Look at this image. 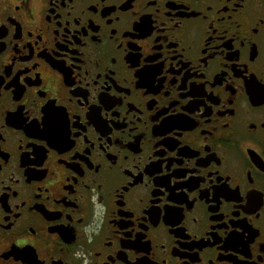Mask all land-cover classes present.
<instances>
[{"label":"flooded vegetation","instance_id":"obj_1","mask_svg":"<svg viewBox=\"0 0 264 264\" xmlns=\"http://www.w3.org/2000/svg\"><path fill=\"white\" fill-rule=\"evenodd\" d=\"M0 264H264V0H0Z\"/></svg>","mask_w":264,"mask_h":264}]
</instances>
